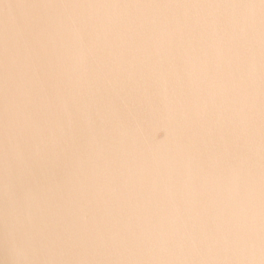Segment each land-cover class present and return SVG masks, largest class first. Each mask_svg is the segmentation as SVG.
I'll return each mask as SVG.
<instances>
[{
	"label": "water",
	"instance_id": "water-1",
	"mask_svg": "<svg viewBox=\"0 0 264 264\" xmlns=\"http://www.w3.org/2000/svg\"><path fill=\"white\" fill-rule=\"evenodd\" d=\"M0 264H264V0H0Z\"/></svg>",
	"mask_w": 264,
	"mask_h": 264
}]
</instances>
